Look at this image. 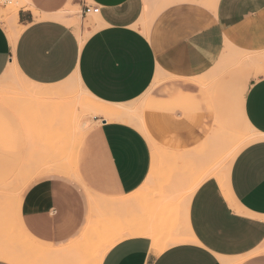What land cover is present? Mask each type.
Segmentation results:
<instances>
[{
  "label": "crops",
  "instance_id": "obj_1",
  "mask_svg": "<svg viewBox=\"0 0 264 264\" xmlns=\"http://www.w3.org/2000/svg\"><path fill=\"white\" fill-rule=\"evenodd\" d=\"M24 1L14 45L0 22V76L13 69L49 87L73 75L102 115L71 148L62 119L38 137L41 164L60 167L66 150L67 175L89 195L80 206L78 193L22 194L28 261L264 264V0ZM85 6L99 10L93 17ZM72 8L79 31L61 18ZM245 129L250 141L209 168L212 152ZM164 155L196 180L185 203L140 194ZM99 213L113 234L103 251L93 233ZM0 253L11 255L0 264H27Z\"/></svg>",
  "mask_w": 264,
  "mask_h": 264
},
{
  "label": "rangeland",
  "instance_id": "obj_2",
  "mask_svg": "<svg viewBox=\"0 0 264 264\" xmlns=\"http://www.w3.org/2000/svg\"><path fill=\"white\" fill-rule=\"evenodd\" d=\"M10 1L0 0L1 14L6 12L8 5L15 4V0ZM23 6L25 1L20 4L19 10ZM74 12L73 8L70 12L64 10L65 19L77 17ZM90 16L95 15L90 14ZM22 19L23 16L20 15L18 21ZM77 20L80 22L78 17ZM0 22L3 23L2 19ZM19 26L21 28L22 25ZM252 57L249 54H238L239 60L245 59L247 63ZM68 78L53 86L44 87L31 84L13 69L0 76V250L18 254L24 259L29 258V250L25 255L21 214L18 211L22 194L78 193L74 202L75 205L80 206L83 205L82 194L89 195L88 190L80 182L67 175L68 152L66 150L61 152L60 167L49 163L44 165L40 162V152L36 142L41 133L55 126L56 120L62 119V143L64 147L71 148L83 132L85 134L100 121L102 115L90 108L93 104H98V101L86 94L73 75ZM36 89L49 90L53 94L51 93L49 98L32 97L31 94H34ZM240 133L249 132L245 129ZM235 134L229 137L227 149L212 152L213 158H208L209 168L223 166L231 160L239 148L250 141L246 138L248 134L238 137ZM47 140L56 143L59 139L47 135ZM53 155V152L48 151V160ZM186 178L177 163H172L169 169L168 161L160 159L156 163L155 172L145 183L140 194H161L167 198L173 195L175 200H182L185 203L189 199L185 194L190 192L189 189L196 181ZM102 214L99 213L96 217V225L93 229L96 245L108 243L113 237V234L105 229L106 223L103 225L101 222L99 225L100 219L104 216ZM104 247L102 246L100 250L103 251ZM100 253L96 246L93 254L96 261ZM27 264H31L28 259Z\"/></svg>",
  "mask_w": 264,
  "mask_h": 264
},
{
  "label": "bare ground",
  "instance_id": "obj_3",
  "mask_svg": "<svg viewBox=\"0 0 264 264\" xmlns=\"http://www.w3.org/2000/svg\"><path fill=\"white\" fill-rule=\"evenodd\" d=\"M10 1V0H9ZM23 1L24 0H15V4H11V5H8V8H7V10H6V12H4L3 14H1L0 13V19H2V21H3V23H4V25H5V27H6V29H7V32H8V35H9V38H10V41H11V44L12 45H14V43H15V41H16V38H17V36H18V34L20 33L19 31H20V29L18 28V25H17V22H16V19H17V12H18V9H19V6H20V4L21 3H23ZM11 2V1H10ZM66 12H69V11H66ZM62 16H64L63 14L61 15V18L63 19V17ZM64 19H65V17H64ZM65 20H68V22L72 25V26H74L78 31H79V21L77 20V17H73V18H71V19H65ZM79 33V38H80V42H82L83 41V36H81V34H80V32H78ZM16 72V71H15ZM108 116V115H107ZM110 116V115H109ZM126 118V117H125ZM136 120V119H135ZM137 121V120H136ZM138 122V121H137ZM136 124V123H135ZM139 124V123H138ZM83 126H84V124H83ZM143 129V128H142ZM146 132V131H145ZM148 137V136H147ZM151 140V139H150ZM150 142H152V141H150ZM156 145V144H155ZM153 147H154V145H152ZM157 146V145H156ZM156 150H158L156 147H154ZM153 148V149H154ZM159 148V147H158ZM164 149V148H163ZM163 149H159V150H161V151H159V155L162 153L163 154ZM164 152H166V150L164 151ZM174 152V151H173ZM156 153H158V152H156L155 151V155L157 156L158 154H156ZM171 153V152H170ZM164 154H166V153H164ZM168 154V153H167ZM169 155V154H168ZM173 155V154H172ZM165 156V155H164ZM186 156V155H185ZM159 158H160V156H158ZM166 157V156H165ZM173 158V157H172ZM161 159H162V157H161ZM165 159V158H164ZM170 159V158H169ZM160 160V159H159ZM165 160H167L168 161V158L166 157V159ZM154 169V168H153ZM210 169H208V171H209ZM207 173V172H206ZM205 173V175H207ZM209 173H210V171H209ZM208 173V174H209ZM117 219V218H116ZM114 222V221H113ZM117 222V221H116ZM120 223V222H119ZM114 224V223H113ZM118 225V224H117ZM121 225V224H120ZM111 226V225H110ZM109 229V228H108ZM119 229V228H118ZM109 231V230H108ZM115 231V230H114ZM119 231V230H118ZM117 231V232H118ZM116 232V233H117ZM120 232V231H119ZM118 232V233H119ZM113 233H115V232H113ZM115 233V234H116ZM109 244V243H108ZM108 244H106L105 243V247L104 248H106V245H108ZM109 246V245H108ZM99 247H101V246H99ZM105 250V249H104ZM1 255H2V253H0ZM5 253H3V255H4ZM7 254V253H6ZM2 255V256H3ZM9 255V254H8ZM5 255V256H3V257H6V259H7V257H11V255ZM0 258H1V256H0ZM2 259V258H1ZM4 259V258H3ZM11 260L13 261L14 260V258H11ZM7 261H9V260H7ZM17 261V260H16ZM15 262V261H14ZM17 264H18V262H16ZM19 264H21L20 262H19Z\"/></svg>",
  "mask_w": 264,
  "mask_h": 264
},
{
  "label": "built area",
  "instance_id": "obj_4",
  "mask_svg": "<svg viewBox=\"0 0 264 264\" xmlns=\"http://www.w3.org/2000/svg\"><path fill=\"white\" fill-rule=\"evenodd\" d=\"M99 8L97 6H85L83 9L84 14L97 13Z\"/></svg>",
  "mask_w": 264,
  "mask_h": 264
}]
</instances>
